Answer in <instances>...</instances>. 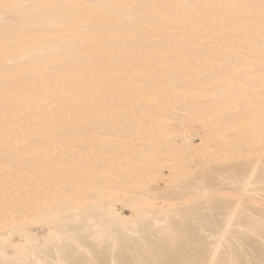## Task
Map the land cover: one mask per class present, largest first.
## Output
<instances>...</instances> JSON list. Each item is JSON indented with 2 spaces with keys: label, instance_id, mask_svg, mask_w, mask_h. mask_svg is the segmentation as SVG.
<instances>
[{
  "label": "bare ground",
  "instance_id": "6f19581e",
  "mask_svg": "<svg viewBox=\"0 0 264 264\" xmlns=\"http://www.w3.org/2000/svg\"><path fill=\"white\" fill-rule=\"evenodd\" d=\"M0 264H264V0H0Z\"/></svg>",
  "mask_w": 264,
  "mask_h": 264
},
{
  "label": "rangeland",
  "instance_id": "374dc122",
  "mask_svg": "<svg viewBox=\"0 0 264 264\" xmlns=\"http://www.w3.org/2000/svg\"><path fill=\"white\" fill-rule=\"evenodd\" d=\"M173 34H176V32L174 30H173ZM99 60L100 59H98V58L97 59L96 58H92L91 62H89L88 64L89 65L91 64L94 67L96 65V64L94 65V63H96V62L99 63L100 62ZM102 60H105L104 56H103ZM94 69H96V68H94ZM177 111H175L176 114L174 115V117H172L170 119L171 122L167 121V122L171 123L170 125H173L172 128L176 127L179 124V118L182 116L181 114H183L182 110H177ZM182 129L185 132V134L188 135L191 138V142L194 145L200 144L202 136L205 135L204 129L198 123L185 124V125H183ZM138 143H140V141H138ZM179 143H181V142H179ZM191 164L195 165V159L194 158L191 159ZM169 171H170V169L168 167L164 168L165 175H168L170 173ZM166 178L167 177H164V179H166ZM164 179L159 180L158 183H157L158 185H156V186H159V187L160 186H164L165 185V180ZM160 181H161V183H160ZM115 206L118 209V211L120 212V214L122 216H124V217L130 216V215H132L134 213V210H133V208L131 206H123L122 204H116Z\"/></svg>",
  "mask_w": 264,
  "mask_h": 264
}]
</instances>
